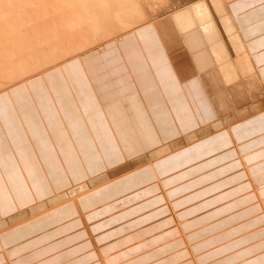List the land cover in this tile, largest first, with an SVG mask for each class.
<instances>
[{
    "label": "crops",
    "instance_id": "crops-1",
    "mask_svg": "<svg viewBox=\"0 0 264 264\" xmlns=\"http://www.w3.org/2000/svg\"><path fill=\"white\" fill-rule=\"evenodd\" d=\"M227 10L242 34L240 37L249 51L253 73L261 79L264 88V0H237ZM128 36L132 40L133 35ZM148 40L157 42L155 37L145 39ZM110 49L112 54L108 53ZM117 55L112 45L100 56L86 54L83 58L89 71L96 74V83L112 86H101V102L107 123L104 129L115 137L118 146L101 150L98 152L100 157H96L94 143H101L103 138L94 134L96 140L90 138L88 131L97 129L90 120L87 130L79 120H74L70 111L64 114L62 120L73 134L74 146L63 144V147H56L52 136H62L64 140L67 132L63 128L58 130L48 121L45 125L37 123L42 129L20 126L19 117L0 96V191L6 194L4 200L12 204L14 197L23 198L28 194L31 197L24 199L32 202L29 189L36 184L38 176L44 178L42 194L50 196L144 152L156 159L162 158L160 161L166 158L168 163H172L168 160L172 145L192 136L196 127L190 122L194 119L192 114L178 112L185 102L184 97L179 95L181 87L177 77L165 68L161 71L162 52L152 54L150 71L153 75L145 66H137L140 61H124L121 58L118 63H113L114 67L108 66L114 59L110 58L109 62L107 58ZM117 65L123 76L128 75L127 72L130 75V79L124 76L125 79L121 80L120 85H125L119 89L121 94L116 93L112 83L111 72L118 73L115 69ZM187 70L185 74H188ZM49 72L43 77L46 83L53 81L46 76L53 74ZM153 76L164 92L166 104ZM240 76H245V81L241 83L244 87L248 84V90H251V73L250 76ZM207 83L209 85L208 78ZM211 84L214 101L223 105L224 100L233 101L230 84L226 83L227 97L220 92L219 83L214 81ZM50 99V96L49 99L48 96H39V105ZM235 105L231 109L238 111L230 118L238 124L244 117L264 109V92L259 97H250L244 104L237 105L235 101ZM168 108L174 114L175 122L186 121V125L180 128L183 136L179 135L178 126ZM26 110L28 107L25 106L22 113ZM176 113L181 114L180 118H175ZM25 120L31 122L30 118L25 117ZM248 129V134L253 132L258 135V140L263 141L250 150H258L255 154L264 155V135L256 132L258 122ZM44 137L46 140L43 143ZM227 138L219 147H211L206 158L199 156L200 159L190 160V164L184 165L185 168L178 174L168 172L171 169L160 171L158 175L161 178L154 177L151 171L134 174L101 188L94 196L61 205L1 232L0 264H231V261L232 264H264V194L260 195L261 200L258 199L248 180L249 175H245L246 163H242L238 151ZM30 140L42 141L39 148L44 149L45 163L34 162L32 154L24 150ZM35 148L39 158L43 152ZM163 149L166 150L162 152ZM50 153L56 166L50 162ZM82 154L88 161L85 167L82 165ZM51 186L54 188L52 192ZM7 194H11V198ZM181 199L189 202L183 203ZM169 201L174 202L173 207L168 205ZM0 202L2 217L9 211L2 213L7 203Z\"/></svg>",
    "mask_w": 264,
    "mask_h": 264
},
{
    "label": "rangeland",
    "instance_id": "rangeland-1",
    "mask_svg": "<svg viewBox=\"0 0 264 264\" xmlns=\"http://www.w3.org/2000/svg\"><path fill=\"white\" fill-rule=\"evenodd\" d=\"M232 2H235V1H233V0H164L163 2H160L159 0H141L135 8V13H133L131 15V18L128 20V27L125 29V31L121 32V31L116 29L117 27H115V25L107 23L110 26H107L106 24H104V25L101 24L99 26L97 25V26H94L93 30L89 31V33L87 32L88 35H84V37H83V35H80V37L83 39H81L78 36L76 38V35H74V36L71 35L73 38H71V40L68 42V44L65 45V47H66L65 48V54L67 55L66 58L63 61L61 60L59 62H56L55 64L48 66L44 69L39 67V64H41V63L37 64V61L41 60L42 57L37 55L36 52H33V54H36L35 57L37 60H35V57L33 58V56L28 55V53H26L25 50L24 51L19 50L17 54L21 53L20 55L15 54L12 56L13 52H10L11 54L8 53L6 55L5 54L0 55L4 58L3 59L0 57V62L4 61V62L0 63V74H1L0 83L4 82L1 80L3 78L2 75H9L10 78L14 82V83L12 82L9 86H6L2 89L0 88V96L3 93H5L8 89L9 90H16L14 88H17V87H19V88L24 87L25 88V86H28L29 83L31 81L33 82L35 79L36 80H40V79L44 80V78H43V77H45L44 74H47V72L52 71V73H53V71H57V69H61L62 67H66V66L70 65L71 62L76 61L79 57V61L81 63V66L83 67L84 73L86 74V76L89 80V83L92 84V87L94 89V90L93 89L92 90L96 94L97 101L99 102V105L101 106V108L103 110L102 102H101L103 88L101 86H105L108 84H106V83L101 84V83L95 82V75L96 74L93 75L91 73L92 71H89V66L87 65V63H85V61H83L84 60L83 58L86 56V54L87 55L93 54V56H95L97 54V56L98 55L100 56L102 53L105 52V51L104 52H100V51L104 48V46H106V43H110V44H108V46L112 47V45H114V47L116 48L119 55H117V57L114 56V57L107 58L106 61H109V62H111L110 58L114 59V61H112L108 66L113 65V67H114L113 63H118L117 60L123 58L124 61L128 60V59L134 60V61H140L139 63H137V66L138 67L145 66L147 68V70L151 73L150 68L147 65L146 57L150 56V58L153 59L152 54L155 51L156 52L157 51L162 52L163 59L161 60L162 62L160 61V63H161L163 68H161V71H164V68H165L167 71H169L175 77H177V81L181 87V91H180L179 95L184 97L185 103L183 104V108H180L178 112L184 113V111H186V113L192 114V117L194 119H192L190 122L194 126H196L194 128L195 130L192 129L193 130L192 136H187L184 139H182L181 141H178L177 143L172 145L171 154L168 153V154H170V157H168V160L170 159L172 163H168L166 161V158L164 160L160 161L162 158L156 159L157 157L150 156L144 152L143 154L133 158L130 161L128 160V161L123 162L119 166H116L114 168L105 169L98 176H95L93 178L86 177L87 179L84 178V180L82 182L77 183L76 185L75 184L71 185L72 188L74 189L77 187V185L79 187L82 184L87 183L89 186H87L86 188H83L80 190V187H79L78 189L76 188L73 190L71 188V186H69L67 189H64L60 192L59 191L54 192L52 195H50L48 197L47 196L44 197V199H42L41 201L35 202V200L33 199L32 203L30 204L33 207L30 206V210H29L28 214L25 215L24 217L21 213H19V212L23 213L24 211H22V210L12 211L9 214H7V216L6 215L5 216L3 215L2 217L0 216V222H3V220L5 221L7 219H10V217L14 218V217L18 216L17 214L21 215V217H20L21 220H18L14 223H11V224L4 226L3 229H0V233L3 231L5 232V230H8V229H10V228H12L18 224H21L22 222H25L28 220H33L40 215L42 216V214L44 215L48 212H51L54 209H56V207H59L61 205L62 206L65 204L69 205V204H72L74 201L82 199L86 196H94V194L97 193L96 191L100 190L101 188H104L105 186L113 184L117 181L125 179V178L132 176L134 174H139L141 172L151 171L153 173L154 177H159L158 173L160 171L163 172L164 170H169V169H171V170L168 172H174L175 174H178L177 172H179L180 170L185 168L184 165L186 166L187 164H190L189 163L190 160H195V158L199 157V156L202 158H206L208 150L212 149V148L219 147L221 145V143L225 142V139L227 137H228L227 139L233 144L235 149L238 151V155H239V158L242 161V163L244 165L246 163V166H244L245 175H246V177L249 175L248 180L252 184L253 190H254L255 194L257 195L258 199H260L259 198L260 195L264 194V155L263 154H255L258 150H253V149L250 150V149H251V147H254V145L256 143H260L263 141L261 139L258 140L256 138V136H258L257 134L252 132V134L250 135V134H248L247 131L249 130L248 128L251 125L258 122V131H256V132H258L261 135H264V121H263L264 120V109L261 111L255 112L250 117H244V119L239 121L238 124H237V122H233L232 118H230L232 113L238 111L236 109H231L232 106H236L235 101H236V104L239 105V104L247 103L248 100L250 99V97L256 98V97L260 96V95L256 96V95L249 94V91L246 87V84H245V87L243 86L242 80L245 81V79H243V78H245L246 75L244 77L240 76L241 71L238 70V67L236 64V59H235V58H238L240 56L239 55H233V50L229 46V39L232 36H235V34L232 30V27L230 26V23H229V19H228V16H229L228 13L229 12L227 10V7L230 4H232ZM10 4H12V3H10ZM152 10L154 12H152ZM0 11H1L0 13H3L2 9ZM37 20L40 21L41 18H39ZM97 29H99V30L97 31ZM100 29H101V31H100ZM94 30H96V31H94ZM109 31L111 33L106 35L105 32L108 33ZM204 31L207 33H205ZM95 32H96V34H95ZM101 32H102V34H101ZM113 32H115L116 35L110 36V34H112ZM215 32L217 33L216 35H215ZM97 33L99 36H101L99 39H101L102 42L99 41V44L97 43L98 46H93V48H91V45L86 44L87 46H85V44L83 43L86 40L85 37L88 36L89 42L93 43L92 38L94 40L95 35L98 37ZM136 33H144V36H146V37H144L142 40L138 41L137 39H135L136 36H134V34H136ZM192 33H194V34H192ZM128 35H133L132 40L128 39V37H130ZM193 35L196 37H194ZM64 36H70V35H64ZM64 36L58 40V42L60 41V44L64 43L63 41H65V39L67 38V37L64 38ZM204 36H206V37H204ZM90 37H92V38H90ZM149 37L150 38L155 37L157 39V42H153V41H149V40H148V42L145 41V39L149 38ZM78 38H80V40H78ZM217 40H218V42H217ZM95 41L96 40H94V42ZM191 41H192V43H191ZM85 42H88V40ZM96 42H98V41H96ZM120 42H121V45L119 46ZM151 42L155 43L156 45H154ZM200 42H202V48L208 54V56H209L208 58L210 60V61H208V63H206L207 65H205V67L202 69L199 68L200 66L198 65V62H196V60H195V57H196L195 52L197 50L196 47H198V46H195V48L192 47V46H194ZM69 43H71V44H69ZM208 43H209V45H208ZM35 44L36 43H34L32 45H35ZM139 44L142 45L141 48H143V51L140 50ZM123 45H125L126 48H124ZM190 45H192V46H190ZM38 46H40V45H38ZM76 47H78V48H76ZM213 47H214V49H213ZM73 48H74V50L77 49L76 54L71 55ZM1 49H2V47H1ZM223 49H224V51H223ZM42 50L48 51L47 47L42 49ZM79 50H81V51H79ZM122 50H127V52L126 51L124 52ZM0 51H2V50H0ZM98 52H100L101 54H99ZM225 52L227 53L228 57L226 56ZM108 53L112 54L111 49H110V51H108ZM126 53H127V55H126ZM214 53H216V54H214ZM26 55H28V56L26 57ZM14 56L17 57V62H18V58H20L22 56L19 59L21 61V62L19 61L21 63V65L19 63H16V64L12 63L13 61L16 62V59L13 58ZM89 56H92V55H89ZM25 58H27V59H25ZM137 58H139L140 60H138ZM33 59H34V61H33ZM105 59L106 58H104V60ZM196 59H197V57H196ZM82 62H83V64H82ZM95 62H97V61H95ZM222 62L224 65L222 64ZM104 64H107V63H104ZM14 66H16L17 69L14 70V68H16ZM55 66H58V68ZM103 66L105 67L104 69H106V66L105 65H103ZM7 67H9V68H7ZM34 67H36V68H34ZM20 68H22V71L24 68L23 73L26 72V70L28 71V70H33V69L36 70L37 68H39V69H37V71L33 70L34 72L31 71V74L29 73L30 75L27 74L23 78H21V77H19V75H20L19 69ZM172 68L174 71L172 70ZM7 69H9V70H7ZM115 69H116V71L118 70L117 71L118 73H116L112 70V72H111V75L113 77L112 83L115 86L114 89H115L116 93L121 94V91L119 89L125 87V85L122 87L120 84L123 81V79H125L124 76L127 77L128 79H130V75H129V72L126 71L128 75L123 76L121 68L118 65L115 67ZM185 69H188L187 70L188 74L187 73L185 74ZM205 69L207 71H205ZM1 70L3 71V74L1 72ZM16 70H19V71H16ZM8 71H10L9 74H8ZM247 71H249V70L247 69ZM210 72L213 74L214 79H209V85H208L207 79H206L207 77H204V74H205V76H207V75H209ZM216 72H217V74H216ZM49 73H51V72H49ZM102 73H105V72H102ZM164 73L166 74V72H164ZM60 74L62 76L60 78L62 84L59 87H57L55 85H50V86H47L43 89V92H44L43 96H48V99H49V96L51 98L48 102H45V106L43 107L44 110H43L41 105L39 106V104H40L39 102H38V104H36V101H38V97L42 96L41 94H38V92H37L38 89H36V88H34L35 94L33 93V96H31L30 92H29V94L27 93V98H25V97L20 98L21 100H23L22 103L24 102V104H22L21 101H18L19 103L16 101V100H20L19 98L17 99V97H20L21 94L17 93L20 96H17V94L13 95V93H15V91H14L12 93V96H11L12 97L11 101L13 100L12 102H14V103L12 104L10 101L11 105H9V106H11L10 109H12V108L16 109V106L19 107V105L21 103L22 108H19L20 110L18 108L16 109L17 111L19 110L18 113L21 111V109H24L23 106H26V107L29 106V107H31V110H33L34 112L36 111L35 113L39 114V118L37 120L38 121L40 120L41 122H43L44 125H45V121L46 122L48 121V123L52 122V124L55 126V128L58 127V130L60 128L66 127L64 129H62L64 132L68 131L67 132L68 134L66 133V135H64L66 138H64V140H62V136H58V137L52 136V138L55 139L53 145H55L56 147L57 146L63 147V144H64L68 147H72V146H74V143L71 142V140L74 141V139L70 138V140L68 141V139H69L68 135L71 133V131H69L67 129V125L63 122V120H60V119H62V116L65 113L68 114V111H70V112H72L71 113L72 117L74 114L77 116V117H75V121L79 120L81 122V119H82V122H81L82 124H80V125L83 128H86L88 130L89 124L86 121L85 114H82V113L84 111L88 117H89V115L87 114V112H86L87 109L83 106V103H81V99L77 94L76 84L79 83L77 85H78L79 89L81 90V92L86 97H88L89 92H88V89H86L87 83L84 80V78H82L83 74L82 73L79 74L77 69L74 73L76 76V79H74V81H73L76 84L75 83L73 84L71 82L69 77L64 73V71L62 69L60 70ZM242 74H249V76H250V72H246V73H242ZM185 75H186V78L184 79ZM16 76L18 77V79H20V78L21 79L18 80ZM99 77H100V75H99ZM153 78H154V76H153ZM190 78H193V79L191 80ZM203 78H205V79H203ZM128 79L126 81H128ZM196 79L198 80L197 83H196ZM154 80L157 83V87L161 93L162 98L164 99L165 104H166V101L164 98V92L158 86V81H156L155 78H154ZM214 81L216 83H219L220 88H221L220 92L222 93L223 96H226V97H227L226 89H225L226 83L230 84L229 87L232 88V90H230V91L233 94V101L231 99L224 100L225 104L223 105V104H220L219 102L214 101L211 98L212 93L210 91L212 89V85L214 84V83L211 84V82H214ZM238 83L242 87L241 89L244 91L245 94L239 88ZM31 84L32 83H30V85ZM28 87H26V88L28 89ZM109 87H112V86H109ZM26 88H25V90H26ZM59 90H61V92H63V93L61 94V92H59ZM16 92H18V91H16ZM32 92H34V91H32ZM13 96L14 97L16 96L15 97L16 99ZM4 98H6V97H4ZM57 98H63V100L62 101L57 100ZM7 99L10 100L9 98H6V100ZM120 99H122V98H120ZM2 100L5 101L4 99H2ZM88 100H89V98H88ZM15 101L18 103V105H17V103L15 104ZM25 102H27V103H25ZM6 103H7V101H6ZM10 103H8V104H10ZM248 104H250V102ZM89 107L91 108V105ZM13 109H12V111L14 112L15 110H13ZM93 110H94V106H92V109H88V111H93ZM168 110H169V108H168ZM17 111H16V114H17ZM43 111H49V112H47L48 115L43 117V115H42ZM169 112L171 113V116L174 115L170 110H169ZM180 113H178V114L176 113V116H175L176 119L180 118V116H181ZM37 114H35V119L37 118ZM90 114L92 115L93 113L90 112ZM81 115H83L84 117H82ZM18 116H19V114H18ZM92 116L94 117V114ZM225 116H229V117L225 118ZM172 118L175 122V119L173 116H172ZM5 119H7V118H5ZM83 120H85V121H83ZM55 123H56V125H55ZM19 124H22V123H19ZM87 124H88V127H87ZM175 124H177V126H178L179 135L183 136L180 134V128L184 127L186 125V121L175 122ZM20 126L23 127V125H20ZM243 131H244V133H243ZM241 133H243V134H241ZM70 136H72V134H70ZM45 139L46 138L44 137L43 143L45 142ZM114 139H115V137H114ZM212 141H215V142H212ZM61 142H63V143L60 144ZM115 142H116V139H115ZM28 143L29 144H27L25 147H23L24 150L25 151L28 150V153L32 154L34 162L36 160H37V162L40 160V163L42 164L41 158H37V153H35L36 152V150H35L36 146L33 144V140H32V142L29 141ZM116 144H117V142H116ZM158 144L159 143H157L156 145L160 146ZM94 145L96 148L95 150L98 154V156L96 155V157H100L98 152H100L102 149L101 148L99 149L96 146V143H94ZM27 146H30V147H27ZM46 146L48 147V145H46ZM49 146L52 147V142L49 144ZM162 146H165V144H162ZM165 150L166 149H164L162 152H164ZM51 156L53 157V155L50 153V157ZM50 157H49V159H50ZM200 157L198 159H200ZM82 161H83V159H82ZM85 162H86V160L83 161V163H82L83 167H85L84 166ZM180 166H182V167H180ZM177 167H180V168H177ZM259 172H260V175L257 176L256 173L258 174ZM106 173H107V176L105 177L106 180L100 179L102 177V175H104ZM159 178H161V177H159ZM39 179L42 180L44 178L41 176V178H39ZM39 179H35V180H37L36 184H32V187L34 185H39L40 187L45 188L44 183H40ZM99 179L101 181L97 182L96 184H93V182L95 183V181H97ZM30 188H31V186H30ZM51 188H52V190H51V192H52L54 190V188L53 187H51ZM71 190H73L74 193ZM168 194H170V193H168ZM168 194H166V195H168ZM181 200L183 203L189 202L186 199H181ZM262 204L264 205L263 201H262ZM36 205H37V207H35ZM168 205L173 207L174 202L169 201ZM35 209H36V211H34ZM231 264H232V261H231Z\"/></svg>",
    "mask_w": 264,
    "mask_h": 264
},
{
    "label": "bare ground",
    "instance_id": "bare-ground-1",
    "mask_svg": "<svg viewBox=\"0 0 264 264\" xmlns=\"http://www.w3.org/2000/svg\"><path fill=\"white\" fill-rule=\"evenodd\" d=\"M141 0H0V10L2 9L3 10V13H0V55H3V54H8L10 52H13L12 56L13 55H20V54H17L19 50H25L26 53H28V55H31L33 56V58L35 57L36 54H33V52H36L37 55L41 56V60L37 61V64H39V67L44 69L48 66H51L53 64H55L56 62H59V61H63L65 58H66V54H65V45L68 44V42L71 40V38H73L72 36L76 35V38L77 36L80 37V35H88L89 31L93 30L94 26H99V25H104L106 24L107 26H110L108 25L107 23H110L112 25H115V27H117L116 29L123 32L125 31V29L128 27V20L131 18V15L133 13H135V8L136 6L138 5V3L140 2ZM160 2H163L164 0H159ZM233 1H237V0H233ZM227 2V1H226ZM12 3V4H10ZM14 3V4H13ZM233 3V2H232ZM13 5V6H12ZM30 5V6H29ZM222 7V6H221ZM1 12V11H0ZM152 12H154L152 10ZM41 14V15H40ZM139 14V13H138ZM225 14V13H224ZM229 15V13H228ZM41 18L40 21H38L37 19ZM214 19V18H213ZM228 19H229V23H230V26L232 27V30L235 34V36H232L230 39H229V46L232 48L233 50V55H239L240 57L238 58H235L236 59V64H237V67H238V70L241 71L240 73H246V72H250L251 73V76L253 79H255V84H253V79H251V84L252 85H249L251 90H248L249 91V94L251 95H260L262 94V91L264 92V88H262L261 86V79H259V77L257 76V74L253 73V68L251 67L250 65V58L249 57V51L247 49V47L245 46L246 44L243 42V40L241 39L242 37V34L240 33L239 30H237L236 26L234 25V22H233V19L231 18V16L229 15L228 16ZM227 22V21H226ZM85 27H84V26ZM211 26V25H210ZM109 28V27H108ZM132 28V27H131ZM144 28V27H143ZM115 29V28H114ZM99 29H97L98 31ZM116 30V31H117ZM96 31V30H94ZM101 31V29H100ZM107 31V30H106ZM118 31V32H119ZM88 32V33H87ZM205 32V31H204ZM99 33V32H98ZM97 33V35H98ZM111 33L110 31L107 33L105 32V34H109ZM207 33V32H205ZM96 34V32H95ZM102 34V32H101ZM194 34V33H192ZM217 33L215 32V35ZM64 35H70V36H64ZM72 35V36H71ZM116 33L113 32L112 34H110V36H115ZM67 37L65 39V41H63L64 43L60 44V41L58 42V40L61 38V37ZM109 36V35H108ZM134 36H136L135 39H137L138 41L142 40L144 37V33H136L134 34ZM187 36V35H186ZM194 36V35H193ZM94 37V36H93ZM101 36L98 35V37L95 35V38L94 40L98 41V42H94L93 38H92V41L93 43L89 42V39H88V36L85 37L88 42H85L84 40V44L85 46L87 45H91V48H93V46H98L99 44V41L102 42L101 39H99ZM106 37V36H105ZM189 37V36H188ZM196 37V36H194ZM206 37V36H204ZM81 38V37H80ZM80 38H78V40H80ZM190 38V37H189ZM217 38V37H216ZM75 39V38H74ZM83 39V38H81ZM119 39V38H118ZM207 39V38H206ZM210 40V39H209ZM77 41V40H76ZM91 41V40H90ZM187 41V40H186ZM220 41V40H219ZM148 42V41H147ZM146 42V43H147ZM207 42V41H206ZM218 42V40H217ZM36 43L35 45H32ZM78 43V42H77ZM82 43V42H81ZM98 43V44H97ZM106 43V42H105ZM192 43V41H191ZM71 44V43H69ZM87 44V45H86ZM108 44L110 43H106V46H104V48L100 51V52H103L107 49V46ZM138 44V43H137ZM188 44V43H187ZM222 44V43H221ZM40 45V46H38ZM74 45V44H73ZM140 45V50L143 51V48H141V44ZM209 45V43H208ZM42 46V47H41ZM48 49V51L46 50H42L44 48ZM192 46V45H190ZM195 46H198L196 47L197 50L195 52V60L196 62H198V65L200 66L199 68L202 69L205 67V65H207L206 63H208L209 60V56L208 54L205 52V50L202 48V42L200 43H197L196 45L192 46L195 48ZM2 47V49H1ZM44 47V48H43ZM75 47V46H74ZM82 47V46H81ZM148 47V46H147ZM78 48V47H76ZM207 48V47H206ZM68 49V48H67ZM70 49V48H69ZM209 49V48H208ZM214 49V47H213ZM221 49V48H220ZM76 50H74V48L72 49V54L71 55H74L76 54ZM46 51V52H45ZM81 51V50H79ZM218 51V50H217ZM221 51V50H220ZM224 51V49H223ZM226 51V50H225ZM237 51V52H236ZM33 54H31V53ZM100 52H98L99 54H101ZM209 52V51H208ZM149 53V52H148ZM153 53V52H152ZM226 53V52H225ZM224 53V54H225ZM11 54V53H10ZM9 54V55H10ZM24 54V53H23ZM216 54V53H214ZM4 55V56H5ZM25 55V54H24ZM26 55V57L28 56ZM70 55V56H71ZM193 55V54H192ZM218 55V54H217ZM222 55V54H221ZM38 56V57H39ZM226 56H227V53H226ZM1 58H3L2 56H0ZM8 57V56H7ZM22 57V56H21ZM20 57V58H21ZM25 57V56H24ZM30 57V56H29ZM193 57V58H194ZM211 57V56H210ZM228 57V56H227ZM6 58V57H5ZM14 59H16V62H12V63H19L21 65V61L19 60L20 58H18V62H17V57L14 56L13 57ZM4 59V58H3ZM27 59V58H25ZM6 60V59H5ZM35 60L36 57H35ZM252 60V59H251ZM254 60V59H253ZM20 61V62H19ZM34 61V59H33ZM70 61V60H69ZM146 61H147V65L148 67L150 68V65L153 63V59L150 58V56L146 57ZM1 62H4V61H1ZM0 62V63H1ZM67 62V61H66ZM11 63V62H10ZM70 63V62H69ZM225 63V62H224ZM7 64V63H6ZM18 64V65H19ZM36 64V63H35ZM34 64V65H35ZM83 64V63H82ZM210 64V63H209ZM223 64V62H222ZM232 64V63H231ZM14 65V64H13ZM17 65V66H18ZM60 65V64H59ZM58 65V66H59ZM224 65V64H223ZM254 65V64H253ZM4 66V65H3ZM38 66V65H37ZM36 66V67H37ZM58 66H55L58 68ZM62 66V65H61ZM211 66V65H210ZM219 66V65H218ZM255 66V65H254ZM13 67V66H12ZM16 67V66H14ZM21 67V66H20ZM34 67V68H36ZM209 67V66H208ZM217 67V66H216ZM9 68V67H7ZM212 68V67H211ZM215 68V67H214ZM17 69L14 68V70ZM39 69V68H37ZM34 70V71H37ZM54 69V68H53ZM64 73L69 77V79L71 80V82L74 84L75 82L74 79H76V76H75V71L76 69L78 70L79 74H83V77L84 80L86 81L87 83V86H86V89H88V97H86L82 92L81 90L79 89L78 85L79 83H75L76 84V87H77V94L78 96L80 97L81 99V103H83V106L87 109L86 112L87 114L89 115V117L86 115V113L83 111L82 114H85L86 116V121L88 122L90 120L91 123L93 124H96L97 126V129H94L93 132H89L88 133L90 134V138L96 140V137L93 136V134L96 136V135H100L102 139L101 143H96V146L102 150H105V149H110V148H113V147H116L118 146L115 142V139L113 136H111V134L109 133H106L105 129H104V126L106 127L107 123L105 121V116H104V113H103V110L101 108V106L99 105V102L97 101V97H96V94L94 93V91L92 90V87H91V84L89 83V80L86 76V74L84 73V70H83V67L81 66V63L79 61V57L76 61L74 62H71L70 65L66 66V67H62L61 68ZM61 69H57V71H53V74H51L50 76L47 75V77L50 79L52 78V83H46L43 79L41 80H34L33 82L31 81L30 83H32L30 85L29 83V87L28 86H25L28 87V89L23 87L19 88H14L16 90H7L5 93L2 94L3 97H6V98H9L10 100H6V98H4V102L6 103L7 101V104L10 103L11 101V96H12V93L15 91V93H13V95L17 94V93H20V95L17 94V96H20V97H17V99L21 98V97H25L27 98V93L29 94L30 92V95L33 96V93L35 94V89H38V94H41L43 95L44 92H43V89L47 86H50V85H55L57 87H59L62 82L60 80V78L62 77L61 74H60V70ZM247 69L249 71H247ZM5 70V69H4ZM9 70V69H7ZM20 70V75L19 77L23 78L25 75L27 74H31V71L33 70H26V72L23 73L24 71V68H23V71H22V68L19 69ZM19 70H16V71H19ZM169 70V69H168ZM204 70V69H203ZM220 70V69H219ZM33 71V72H34ZM205 71H207L205 69ZM213 71V70H212ZM2 74H3V71L1 70ZM200 72V71H199ZM10 73V71H8V74ZM46 73V72H45ZM19 74V73H18ZM29 74V75H30ZM207 74V73H206ZM217 74V72H216ZM166 75V74H165ZM1 76V74H0ZM2 81H4L3 83H0V88H4L6 86H9L13 80L10 78L9 75H2ZM17 77V76H16ZM204 77H207L208 79H214V76L213 74L210 72L209 75L205 76L204 74ZM244 77V76H243ZM20 78V79H21ZM155 78V77H154ZM206 78V79H207ZM14 79V78H13ZM18 79V77H17ZM16 79V80H17ZM18 79V80H20ZM65 79V78H64ZM156 79V78H155ZM205 79V78H203ZM15 80V81H16ZM66 80V79H65ZM163 80V79H162ZM235 80V79H234ZM237 80V79H236ZM1 81V82H2ZM157 81V80H156ZM211 81V80H210ZM77 82V81H76ZM204 82V81H203ZM14 83V82H13ZM188 83V82H187ZM197 83V82H196ZM199 83V82H198ZM191 85V84H190ZM68 86V85H67ZM75 86V85H74ZM202 87V86H201ZM246 87L248 89V84H246ZM193 88V87H192ZM7 89V88H6ZM57 89V88H56ZM85 89V90H86ZM221 89V88H220ZM18 91V92H16ZM34 91V92H32ZM48 91V90H47ZM32 92V93H31ZM60 92V91H59ZM162 92V91H161ZM63 93V92H62ZM9 96V97H8ZM14 97V96H13ZM16 97V96H15ZM14 97V98H15ZM253 97V96H252ZM13 98V99H14ZM74 98V97H73ZM89 98V100H88ZM2 99V98H1ZM16 99V98H15ZM60 100L62 101L63 98H60ZM77 100V99H76ZM13 101V100H12ZM11 103L13 104L14 102ZM17 102L18 101H22L23 100H16ZM15 101V104L17 103ZM32 101V100H31ZM52 101V100H51ZM71 102V101H70ZM8 104V105H11ZM19 103V102H18ZM17 103V105H18ZM21 103L18 106H16V109L18 108H22L21 106ZM27 103V102H25ZM72 103V102H71ZM24 104V102L22 103ZM36 104H38V101H36ZM53 104V103H52ZM73 104V103H72ZM101 104V103H100ZM6 105V104H5ZM55 105V104H54ZM67 105V104H66ZM91 105V108L89 107ZM28 106V105H27ZM31 106V105H30ZM35 106V105H34ZM40 106V105H39ZM41 106L42 108L45 106V102L42 104L41 103ZM92 106H94V110L93 111H88V109H92ZM194 106V105H193ZM192 106V107H193ZM11 107V106H10ZM13 107V106H12ZM25 108V106H23ZM29 107V106H28ZM65 108V107H64ZM195 108V107H194ZM13 109V108H12ZM16 109H13L15 110L14 112L16 113ZM33 109V108H32ZM35 109V108H34ZM20 110V109H19ZM18 110V111H19ZM44 110V108H43ZM194 110V109H193ZM17 111V114L15 116L19 117L20 119V122L19 123H22L20 125H23L24 126H29L30 128H38V129H42L41 128V124H37L38 122L40 123L41 121L37 120L39 118V114L35 113L33 110H31V107L28 108V110H26L24 113L23 112V109H21V111L18 113ZM39 111V110H38ZM57 111V110H56ZM68 111V110H67ZM47 112L49 111H43L42 112V115L43 117H45L47 114ZM58 112V111H57ZM93 113L94 114V117L90 114ZM10 113V111H9ZM69 113V112H68ZM72 113V112H70ZM19 114V116H18ZM35 114H37V118L35 119ZM66 114V113H65ZM59 115V114H58ZM7 116V115H6ZM82 117H84L83 115H81ZM25 117L26 118H30L31 122H28V120H25ZM61 117V116H60ZM75 117H77L75 114L73 115V118L75 120ZM62 120V119H60ZM262 120V119H261ZM38 121V122H37ZM78 121V120H77ZM85 121V120H83ZM264 121V120H263ZM62 122V121H61ZM81 122H82V119H81ZM63 123V122H62ZM30 124H35L34 126L33 125H30ZM82 124V123H81ZM89 124V122H88ZM88 124H87V127H88ZM44 125V124H43ZM65 126V125H64ZM84 126V125H83ZM85 127V126H84ZM66 128V127H64ZM63 128V129H64ZM89 129V128H88ZM68 132V131H67ZM83 132V131H82ZM66 133V132H65ZM68 134V133H67ZM72 134V132L70 133ZM70 134L68 135L69 136V139L68 141L70 140V138H73V134L72 136H70ZM109 134V135H107ZM84 137V136H83ZM33 139H35L34 137H32ZM86 138V137H85ZM74 139V138H73ZM84 139V138H83ZM46 140V139H45ZM63 140V139H62ZM44 141V138L43 140ZM41 141V142H42ZM30 142H32V140H30ZM41 142H35L33 141V144L37 147V149L39 150H42L43 154L41 153L40 154V157L41 160H42V164L45 163V155H44V149H40L39 147L43 144ZM72 142V140H71ZM70 142V143H71ZM85 142V141H84ZM89 142V141H88ZM51 143V142H50ZM63 143V142H62ZM32 144V143H31ZM61 144V143H60ZM66 144V143H65ZM72 144V143H71ZM34 146V147H35ZM55 146V145H54ZM72 146V145H71ZM27 147H30V146H27ZM33 147V146H32ZM73 147V146H72ZM36 150V149H35ZM164 150V149H163ZM19 151V150H18ZM30 151V150H29ZM99 151V150H98ZM29 154V153H28ZM18 156V154H17ZM29 156V155H28ZM81 156V160L83 159V161H85V157L82 155ZM23 157V156H22ZM17 158V157H16ZM29 158V157H28ZM19 159V157H18ZM17 159V160H18ZM22 160V159H21ZM34 160V159H33ZM39 160V159H38ZM37 161V160H36ZM82 161V163H83ZM145 161V160H144ZM19 162V161H18ZM17 162V163H18ZM40 162V160H39ZM50 162L51 164H53V161H52V157H50ZM88 161L86 160L85 163H87ZM20 164V163H18ZM22 165V164H20ZM55 165V164H53ZM86 165V164H85ZM56 166V165H55ZM133 166V165H132ZM121 168V167H120ZM109 172V171H108ZM107 172V173H108ZM107 173L102 175V177L100 179H105V177L107 176ZM113 176V175H112ZM110 177V176H109ZM41 178V176H38L37 178L35 179H39ZM87 179V178H86ZM97 180L95 181V183L93 182V184H96L97 182L101 181V180ZM40 180V179H39ZM95 180V179H94ZM106 180V179H105ZM37 180H35L36 182ZM42 180H40V183H41ZM83 181V180H82ZM81 181V182H82ZM43 183V181H42ZM80 183V182H79ZM39 184V183H38ZM77 184V183H76ZM75 184V185H76ZM92 184V185H93ZM42 185V184H41ZM73 185V184H72ZM91 185V186H92ZM87 186H89L87 183L85 184H82L80 187V190L83 189V188H86ZM95 186V185H94ZM52 187V186H51ZM78 185H77V189L79 188ZM42 187H40L39 185H34L33 187H31L29 189V192L32 194L33 196V199L36 201H41L42 199H44L42 197V195L44 197H46L43 193V190L41 189ZM44 188V187H43ZM72 188V186H71ZM74 188V189H76ZM2 189V188H1ZM73 189V188H72ZM73 189V190H74ZM71 190V191H73ZM79 190V191H80ZM21 190H19V193ZM78 191V192H79ZM96 192H99L96 191ZM74 193V191H73ZM77 193V192H76ZM5 193L3 191H0V200L3 201L2 203L4 204V202L6 200L5 199ZM7 196L9 198H11V194H7ZM31 197V195H23V198H20L19 196L14 197V203H10L8 201H6L5 203H7L6 207L2 208V212H5V211H9L8 213L12 212V209L15 210L16 207V211L18 210H22L24 211L23 213L22 212H19L23 215V217L25 215L28 214L29 210H30V204L32 203L31 200H25L24 198L26 197ZM72 196V195H71ZM42 197V198H41ZM48 197V196H47ZM37 198V199H36ZM29 202V203H28ZM57 202V201H56ZM27 203V204H26ZM34 203V202H33ZM42 203V202H41ZM1 204V202H0ZM24 204V205H23ZM17 205V206H15ZM39 205V204H38ZM47 205V204H46ZM2 206V204H1ZM29 207V208H28ZM33 207V206H31ZM37 207V205L35 206ZM34 207V208H35ZM1 209V208H0ZM39 209V208H38ZM32 210V209H31ZM33 211V210H32ZM36 211V209L34 210ZM31 213V212H30ZM18 216L16 217H10V219H7V220H3V222H0V229H3L4 226L8 225V224H11V223H14L18 220H21V215L20 214H17ZM7 216V215H6Z\"/></svg>",
    "mask_w": 264,
    "mask_h": 264
}]
</instances>
